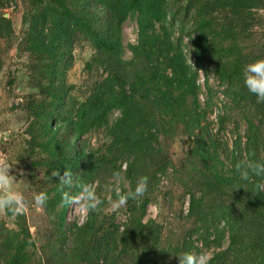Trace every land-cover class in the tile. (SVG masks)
I'll return each mask as SVG.
<instances>
[{"label": "trees", "instance_id": "16d2710c", "mask_svg": "<svg viewBox=\"0 0 264 264\" xmlns=\"http://www.w3.org/2000/svg\"><path fill=\"white\" fill-rule=\"evenodd\" d=\"M169 2L47 0L28 12L25 46L33 57L28 75L37 89L30 107L39 112L28 128L27 158L46 170L42 181L48 194L61 199L68 190L59 185L66 169L79 182L99 181L101 186L125 165L131 187L144 176L149 190L158 183V174L164 175L171 165L167 136L177 134L178 128L182 136L201 128L204 116L195 75L209 41L203 33L196 37L193 49L189 48L195 57V68L191 67L187 48L182 46L183 31L173 33L179 9ZM244 4L255 6L257 2L244 0ZM129 17L136 21L137 41L128 45L131 56L124 59L121 24ZM204 28L202 22L200 33ZM78 40L92 48L91 60L84 67L88 77L82 91L67 82L72 49ZM216 71L225 78L229 70L219 62ZM257 111L262 129L247 119L246 157L241 155L239 135L225 158L213 141L201 137L186 150L180 170L189 171L181 183L188 195V210L181 221L190 227L179 240L162 241V225L153 219L143 221L150 200L147 191L139 200H129L125 208L128 222L121 231L108 223L106 218L116 212L105 202L83 225L73 222L67 227L70 263L179 264L176 255L212 249L209 264H264V192L255 193L252 184L239 181L227 167L243 158L264 162V155L257 157L250 150L258 147L264 132V111ZM223 117L219 118L222 124ZM94 132L103 136L91 146L84 137ZM54 171L59 175L53 176L50 172ZM233 185L242 188L232 191ZM76 191L71 189L73 194ZM112 198H116L114 193ZM67 207L62 198L60 235ZM105 210L106 217L101 215Z\"/></svg>", "mask_w": 264, "mask_h": 264}, {"label": "rangeland", "instance_id": "374dc122", "mask_svg": "<svg viewBox=\"0 0 264 264\" xmlns=\"http://www.w3.org/2000/svg\"><path fill=\"white\" fill-rule=\"evenodd\" d=\"M47 0H0V158L7 157L12 166L9 172L15 176L16 187L25 195L28 207L22 214L11 215L0 210V264L16 260L17 264H71L68 246L70 233L67 231L77 218L67 207L60 235L61 199L48 194L42 178L45 169L28 162V142L31 137L28 128L35 120L38 108L30 107V101L36 95L35 82L29 77L30 63L33 57L25 46L28 12L39 7ZM257 5L244 4V0H170L179 13L175 15L174 35L182 34V46L193 49V42L199 34H204L211 42L204 51L200 67L203 77L197 78V99L204 118L201 128L189 136H182L180 128L177 134L166 138L167 160L171 165L164 175L158 174V183L149 186V203L143 221L155 220L162 225L161 239L175 242L183 236L189 223L183 224L181 218L188 210V195L183 193L181 183L187 180L189 171L180 170L184 154L195 146L201 137L208 143L213 141L216 150L225 158L233 148L237 135L240 139L241 155L246 157L247 119L262 129L258 121V111H264V104H258L256 98L248 93L243 85L242 69L256 59L264 58V0H256ZM217 4V5H215ZM105 17L102 16L101 23ZM205 28L200 33V25ZM8 28V31L6 29ZM183 37H186L185 39ZM121 41L124 47V59L131 54L128 45L137 41V26L134 18H127L121 24ZM188 41V44H187ZM92 48L83 40H78L72 49V64L67 71V82L83 90L88 74L85 63L91 60ZM221 62L228 69V75L221 78L216 71ZM200 79V80H199ZM198 80V81H197ZM77 92L78 89H77ZM115 113L111 116L115 118ZM224 116V117H223ZM224 118V123L219 118ZM258 143V150L250 147L257 157L264 155V132ZM99 133L87 135L91 146H96ZM201 145V143L199 142ZM124 166L122 167V169ZM51 174L53 172H50ZM102 183L98 193L110 207L112 192H104ZM96 182V181H95ZM41 191L48 194V202L42 211H37L33 196ZM127 206V205H126ZM126 206L116 212L109 222L123 229L128 222ZM107 210L101 215L106 217ZM100 216V215H99ZM80 224V223H78ZM66 228V229H64ZM226 244V243H225ZM209 256L212 249L206 250Z\"/></svg>", "mask_w": 264, "mask_h": 264}, {"label": "clouds", "instance_id": "9594fccd", "mask_svg": "<svg viewBox=\"0 0 264 264\" xmlns=\"http://www.w3.org/2000/svg\"><path fill=\"white\" fill-rule=\"evenodd\" d=\"M186 38V37H185ZM184 38V39H185ZM188 44V41H187ZM188 64L195 68V60L189 59V48L185 50ZM194 57V55L191 53ZM195 59V57H194ZM243 85L256 98L258 104H264V58L253 60L242 69ZM197 78L203 77V70L198 69ZM200 80V79H199ZM198 81V80H197ZM127 165L124 169L114 171L111 174L109 183L104 185V192H112L115 199H110V208L112 212H118L123 209L129 200H139L144 197L148 191V179L140 176L135 181V186L131 187V182L125 175ZM230 172H234L239 181L252 184L256 192H264V162L249 158H243L228 166ZM12 166L7 162V157L0 158V210H4L11 215L22 214L28 207V201L23 192L16 187V178L11 175L9 170ZM58 176L57 172L52 173ZM50 179V178H49ZM61 188L68 189L63 191L62 198L64 203L72 209L73 215L78 223H86L91 214L102 210L104 200L98 193L100 182L84 183L77 181L70 170H65L59 177ZM77 188L78 191L73 194L71 189ZM242 188L239 185H233L232 191ZM48 194L41 191L33 196V202L37 211H42L48 202ZM179 264H209L211 257L207 253L184 252L176 255Z\"/></svg>", "mask_w": 264, "mask_h": 264}, {"label": "built area", "instance_id": "2783aa9c", "mask_svg": "<svg viewBox=\"0 0 264 264\" xmlns=\"http://www.w3.org/2000/svg\"><path fill=\"white\" fill-rule=\"evenodd\" d=\"M189 59L192 61V64L194 62V57L191 55V53L189 54ZM188 60V59H187ZM189 63V62H188Z\"/></svg>", "mask_w": 264, "mask_h": 264}]
</instances>
